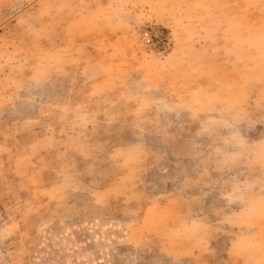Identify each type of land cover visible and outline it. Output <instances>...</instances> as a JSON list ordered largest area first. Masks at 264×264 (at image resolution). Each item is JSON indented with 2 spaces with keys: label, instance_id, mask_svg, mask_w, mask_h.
<instances>
[{
  "label": "rangeland",
  "instance_id": "1",
  "mask_svg": "<svg viewBox=\"0 0 264 264\" xmlns=\"http://www.w3.org/2000/svg\"><path fill=\"white\" fill-rule=\"evenodd\" d=\"M0 264H264V0H0Z\"/></svg>",
  "mask_w": 264,
  "mask_h": 264
}]
</instances>
